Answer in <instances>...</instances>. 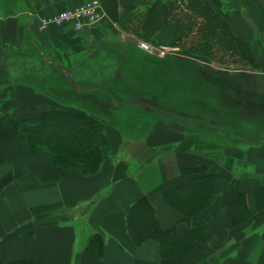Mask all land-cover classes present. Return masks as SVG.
I'll return each instance as SVG.
<instances>
[{
  "label": "crops",
  "instance_id": "crops-1",
  "mask_svg": "<svg viewBox=\"0 0 264 264\" xmlns=\"http://www.w3.org/2000/svg\"><path fill=\"white\" fill-rule=\"evenodd\" d=\"M87 1L0 0V117L39 119L69 108L130 117L107 121L109 158L94 174L85 175L80 165L62 168L50 153L8 147L0 163V260L264 264V139L206 138L192 126L172 130L177 119L139 108L131 114L122 104L129 93L107 88L118 89L119 69L137 55L153 57L137 42L150 32L169 33L166 7L156 0H99L101 19L93 28L39 29L40 19ZM223 4L225 12L238 11L235 2ZM257 48L264 57V45ZM257 65L259 71L245 72L264 76V59ZM140 86L147 92L146 83ZM140 116L152 121L149 129L147 121L136 126ZM143 200L159 229L175 237L165 252L160 238L135 225Z\"/></svg>",
  "mask_w": 264,
  "mask_h": 264
},
{
  "label": "rangeland",
  "instance_id": "rangeland-1",
  "mask_svg": "<svg viewBox=\"0 0 264 264\" xmlns=\"http://www.w3.org/2000/svg\"><path fill=\"white\" fill-rule=\"evenodd\" d=\"M156 1L158 3L162 1L166 7L164 24L170 31L169 33L164 31L161 34L150 32L139 38V40L147 39L145 42L150 44L153 49L165 47L167 48V54L158 58L154 57L153 54H148L153 57L142 59L140 53L130 61L127 69H119L120 75L123 72L121 77L124 80L122 79L121 84L116 86L118 89L112 86L107 89L112 90V92L124 89V94L129 93L130 97L127 100H129L130 105L127 108L133 115L138 108L147 110L146 107L140 105L141 101L138 100L145 95H147V98L153 99V101L156 100L159 104L172 109V115L175 113L181 121V123L174 122L172 130L187 125L205 133L206 138H215L218 134L227 140L242 137L253 141L263 140L264 76L250 74V72L259 71L257 62H262L264 59L257 48L258 44L264 45L262 43V36H264V0H234L236 7L239 6L236 12H228L227 10L225 12L223 10L224 0ZM225 1L229 7L234 6L232 0ZM225 9H227L226 5ZM171 31H173L174 36H172ZM253 31L254 33L251 34ZM197 67H206L204 68L206 72L208 71L207 68H211L222 73L223 77L229 79L227 81L229 84L227 82L220 84V82L214 83L213 86L208 85L207 83L212 81L211 77L207 79L201 76L199 71H196V69L198 70ZM250 76L255 78V89L246 85L247 80L244 78ZM241 77L242 84L240 85ZM155 79L161 81V85L159 82L157 85L153 84L152 82ZM167 81L168 83L165 86ZM142 83H146L147 92L142 91L140 86ZM138 92L141 93L138 94ZM256 93L258 96H254ZM239 98L240 101L248 103L253 99L260 104L253 105L254 109L251 110L244 106L243 102L239 104ZM136 100L138 101L135 102ZM253 102L255 103V101ZM85 103L87 104V101ZM123 103L126 104L127 101ZM103 104L107 106L108 102H103ZM61 111L77 110L69 108L61 109ZM141 112H144V110H141ZM145 117L140 116L137 122L135 121L137 127L140 123H146ZM185 117L188 119H182ZM3 118L8 128L15 124H20L22 127V125L24 126L23 123L28 124L32 120H38L37 118ZM128 118L130 117L128 116ZM128 118L124 116L117 119H105L104 117L99 119L104 122L103 125H106L108 120L126 122ZM172 119L175 118L172 117ZM151 124L152 121H147L146 128L149 129ZM162 125L160 122L156 124L159 130H165ZM57 131L59 130L56 129ZM49 134L51 138L56 139V136L52 135L51 132ZM69 138L73 142L78 141L74 136ZM54 141L58 142V140ZM41 149L49 150L56 155L59 164L66 165L65 168L77 167V165L83 164L84 168L82 169L85 173H91L92 170L97 169V167L95 168L90 164V159L87 156L68 155L63 151L64 149L52 150L47 146L41 147ZM38 152L49 153L48 151ZM63 156L69 158V160L64 161Z\"/></svg>",
  "mask_w": 264,
  "mask_h": 264
},
{
  "label": "trees",
  "instance_id": "trees-1",
  "mask_svg": "<svg viewBox=\"0 0 264 264\" xmlns=\"http://www.w3.org/2000/svg\"><path fill=\"white\" fill-rule=\"evenodd\" d=\"M197 68L198 70L196 69V71H199V74L204 78L209 79L211 77L210 79H212V81H209L207 83L208 85L213 86L214 83H220V82H221L220 84H222L223 82L226 83L229 80L227 79V77L226 78L225 76L223 77L222 73L216 72L211 68H207L208 73L204 71V68L206 67H197ZM199 69L203 71H200ZM203 73L210 75H205ZM252 77L253 76H250L249 78H244V79L247 80L246 85L249 86V88L255 89L256 81L255 78ZM227 83L229 84V82ZM239 84L240 85L242 84V77L241 80L239 81ZM254 96H258V94L256 93ZM137 101L138 100H136L135 102ZM253 101H255V103ZM238 103L244 104V106H247L251 110L254 109L253 105L260 104L258 101L253 99L250 100L251 103L250 104L246 101H240V98L238 99ZM125 105H130L129 100ZM140 105L146 107L147 109L145 110L144 108H139L140 110H144L156 114L160 117H163L164 119L165 118L172 119L173 117L179 120L177 115H175V113L172 115L173 113L172 109L159 104V102H157L156 100L153 101V99L147 98L146 100L141 101ZM77 109H78L77 111L57 110V111L48 112L45 113L38 120H34V121L32 120L31 122H28V124L23 123L24 126L22 125V127L20 124H15L8 128L5 123V119L3 117H0V162H3L6 159L5 156L7 153V148L12 143H17L18 146H26L32 153H36L38 151H48L54 162L57 165L62 166V168H65L66 165L59 164V160L57 161L56 155L51 153L49 150L41 149V147L47 146L52 148V150L64 149L63 151H65V153H67L68 155L76 154V155H83L89 157L90 159L89 162H91L90 164L95 166V168L97 167V169L95 171L92 170L91 173H85L84 171L83 173L85 175L94 174L98 169L102 167V165H104V163L109 158L107 141L105 136V125H103L104 122L99 119L101 117H95L90 114H87L82 109L79 108ZM182 119H188V118L185 117ZM11 122L13 123V120ZM221 123H225V122H221ZM56 129H58L59 131L56 132ZM50 132L52 133V135L56 136V139L51 138L49 134ZM70 136L76 137L78 141L77 140H75L74 142L71 141L69 138ZM53 139L58 140V142H55ZM240 139L245 143L252 144L258 142V141L250 140L248 138L245 139V137H242ZM228 140H233V139H228ZM63 159L64 161L69 160V158H65L64 156ZM80 166L84 168L83 164H80ZM152 212L153 211L150 208L149 203L146 200L141 201L136 209L137 215H135V225L137 226V229L139 228L142 232L144 233L146 232V236L152 234L154 236H157V238H160L163 241V242L161 241L163 245L162 250L163 252H165L164 250L169 248L168 245L169 242L166 241L174 240L175 237L172 231L163 232L159 229ZM95 239L98 240L99 238L96 237ZM0 264H37V263L26 262V261H16V262L7 263L0 260Z\"/></svg>",
  "mask_w": 264,
  "mask_h": 264
},
{
  "label": "built area",
  "instance_id": "built-area-1",
  "mask_svg": "<svg viewBox=\"0 0 264 264\" xmlns=\"http://www.w3.org/2000/svg\"><path fill=\"white\" fill-rule=\"evenodd\" d=\"M101 3L99 0H90L71 9L60 11L55 16L40 19L39 29L44 31L50 25H70L76 33L93 28L101 19ZM137 48L146 54L165 56L167 48H156L143 40L137 42Z\"/></svg>",
  "mask_w": 264,
  "mask_h": 264
}]
</instances>
